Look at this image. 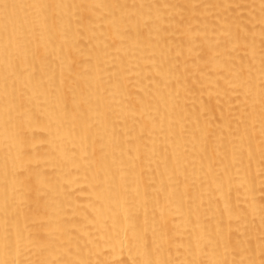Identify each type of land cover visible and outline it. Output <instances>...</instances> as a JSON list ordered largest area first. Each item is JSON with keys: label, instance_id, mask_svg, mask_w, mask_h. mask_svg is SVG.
I'll use <instances>...</instances> for the list:
<instances>
[{"label": "bare ground", "instance_id": "obj_1", "mask_svg": "<svg viewBox=\"0 0 264 264\" xmlns=\"http://www.w3.org/2000/svg\"><path fill=\"white\" fill-rule=\"evenodd\" d=\"M0 264H264V0H0Z\"/></svg>", "mask_w": 264, "mask_h": 264}]
</instances>
